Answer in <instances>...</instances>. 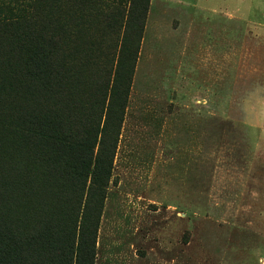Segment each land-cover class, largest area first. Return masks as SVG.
<instances>
[{"label":"rangeland","instance_id":"1","mask_svg":"<svg viewBox=\"0 0 264 264\" xmlns=\"http://www.w3.org/2000/svg\"><path fill=\"white\" fill-rule=\"evenodd\" d=\"M94 26L83 42L108 59L123 34ZM133 44L105 197L65 219L75 243L95 234L90 264H264V0H151Z\"/></svg>","mask_w":264,"mask_h":264},{"label":"trees","instance_id":"2","mask_svg":"<svg viewBox=\"0 0 264 264\" xmlns=\"http://www.w3.org/2000/svg\"><path fill=\"white\" fill-rule=\"evenodd\" d=\"M67 1L22 0V13L14 3L7 15L0 11V264H90L94 256L95 234L81 231L75 243L65 219L87 198L85 219L87 205L105 197L133 43L151 0H130L129 9L122 0ZM94 24L106 25L118 44L123 34L108 59L91 60L101 42H83ZM91 67L97 75L89 79Z\"/></svg>","mask_w":264,"mask_h":264},{"label":"bare ground","instance_id":"3","mask_svg":"<svg viewBox=\"0 0 264 264\" xmlns=\"http://www.w3.org/2000/svg\"><path fill=\"white\" fill-rule=\"evenodd\" d=\"M32 183V182H31ZM12 207V206H11Z\"/></svg>","mask_w":264,"mask_h":264}]
</instances>
